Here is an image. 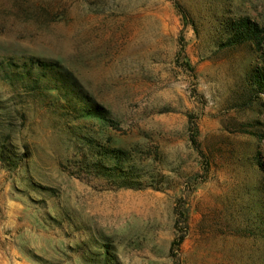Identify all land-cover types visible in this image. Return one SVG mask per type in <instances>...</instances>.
Here are the masks:
<instances>
[{"label":"rangeland","instance_id":"374dc122","mask_svg":"<svg viewBox=\"0 0 264 264\" xmlns=\"http://www.w3.org/2000/svg\"><path fill=\"white\" fill-rule=\"evenodd\" d=\"M263 68L264 0H0V264H264Z\"/></svg>","mask_w":264,"mask_h":264},{"label":"trees","instance_id":"16d2710c","mask_svg":"<svg viewBox=\"0 0 264 264\" xmlns=\"http://www.w3.org/2000/svg\"><path fill=\"white\" fill-rule=\"evenodd\" d=\"M177 9L180 10V8L177 6ZM234 30H235V38H239V42L236 44H242V43H246V42H250L253 45H255V47L259 48L260 47V33L257 31L256 27L251 25L247 20H243L240 22L235 23V25L233 26ZM182 52V49H181ZM39 69V68H38ZM256 75L258 76V81L255 82ZM254 77L256 78L254 80ZM251 78V83H255L257 86V89L260 91H264V68L261 69L260 73H256L255 76ZM123 160L120 157L117 156V163L121 162ZM117 164L111 169V171L113 172H118L121 174V171H119L117 168ZM179 217H181V214H179ZM183 223V222H182ZM180 225V221L177 222V227ZM179 236L177 238H175L172 243H171V253H173L174 251L177 253L183 243V234L184 232L181 230H178ZM173 257L176 258V255L173 253Z\"/></svg>","mask_w":264,"mask_h":264}]
</instances>
